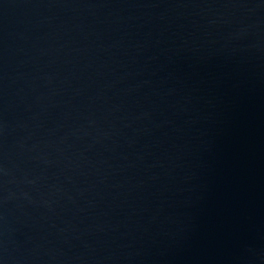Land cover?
<instances>
[{"label": "water", "instance_id": "obj_1", "mask_svg": "<svg viewBox=\"0 0 264 264\" xmlns=\"http://www.w3.org/2000/svg\"><path fill=\"white\" fill-rule=\"evenodd\" d=\"M0 264H264V0H0Z\"/></svg>", "mask_w": 264, "mask_h": 264}]
</instances>
